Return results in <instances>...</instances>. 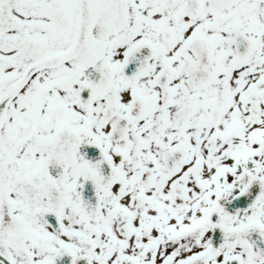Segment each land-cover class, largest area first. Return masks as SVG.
Segmentation results:
<instances>
[{
	"label": "snow or ice",
	"instance_id": "snow-or-ice-1",
	"mask_svg": "<svg viewBox=\"0 0 264 264\" xmlns=\"http://www.w3.org/2000/svg\"><path fill=\"white\" fill-rule=\"evenodd\" d=\"M0 264H264V0H0Z\"/></svg>",
	"mask_w": 264,
	"mask_h": 264
}]
</instances>
